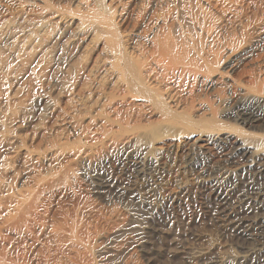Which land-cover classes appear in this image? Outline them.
<instances>
[{
  "label": "rangeland",
  "instance_id": "obj_1",
  "mask_svg": "<svg viewBox=\"0 0 264 264\" xmlns=\"http://www.w3.org/2000/svg\"><path fill=\"white\" fill-rule=\"evenodd\" d=\"M98 1L112 9L116 18L118 14L128 17L124 28L134 41L141 42L145 34L167 26L185 25V30L203 37L206 50L207 42L212 43L221 61L218 72L209 79L180 81L173 88L176 108L185 118L150 119L136 113L130 119L125 113L116 115L105 109L109 118L129 126L128 131L110 134L95 132L106 116L77 108L80 118L71 122L72 127L57 128L50 116L46 118L44 102L53 99L58 113L67 112L69 95H58V74L69 70L76 78L96 52L90 50L80 62L79 48L67 49L56 42L55 27L42 34L41 48L27 47L30 54L25 66L12 70L8 68L13 65L5 66L10 60L6 51L14 40L49 18L57 6L87 16ZM191 7L204 11L209 35L194 28L188 17ZM9 32H13L11 37ZM232 38L241 39L240 49L224 50V43ZM0 55V191H21L43 180L40 215L69 212L80 232L82 257L93 264H212L217 257L228 264L264 261L263 250L254 261L242 262L247 250L231 230L232 217L221 213L200 175L205 170L221 174L234 169L229 148L207 137L214 130L226 129L239 139H264L262 128H245L229 116L246 99L264 100V0H0ZM234 61L237 68L225 70ZM80 85L75 84L74 90ZM87 128L94 132L88 134ZM126 137H130L127 144ZM48 141H57L71 156L48 154L43 146ZM40 145L43 151L36 152ZM25 151L35 153L24 161L21 153ZM130 155L146 158L147 177H137L127 162ZM7 163L11 164L6 170ZM255 172L247 171L244 179L251 181ZM110 181L124 191L108 188L102 192L100 186ZM32 244L25 240V247L19 242L15 246L38 264L41 258ZM75 256L76 246L57 242V260Z\"/></svg>",
  "mask_w": 264,
  "mask_h": 264
},
{
  "label": "bare ground",
  "instance_id": "obj_2",
  "mask_svg": "<svg viewBox=\"0 0 264 264\" xmlns=\"http://www.w3.org/2000/svg\"><path fill=\"white\" fill-rule=\"evenodd\" d=\"M99 2L87 16L79 15L80 12L71 13L68 8L57 6V10L49 18L42 19L34 25V29L22 31L14 40L12 47L6 51L10 62L8 61V65L5 66L13 65L8 68L9 70L15 66L16 68L25 66L26 57L30 54L27 47L35 48L38 45V48H41L39 44L41 37L44 36L42 34L47 30L51 32L55 27L56 42L67 49L74 46L79 48L80 62H83V57L90 50L96 52L94 57L84 63L76 78L73 74H69V70L58 74L57 93L61 95L64 92L69 95L67 103L69 108L63 115L56 111L57 105L53 99L44 102L46 118L50 116L57 128L65 124L71 126V122H76L80 118L77 108L95 112L99 117L106 116L107 119L101 120V128L95 132L103 130L110 134L128 131L129 126L121 124L118 118H109V113L107 114L105 109L111 114L125 113L130 119L136 113L149 116L150 119L160 116L164 120L170 115L185 118L182 111L176 108L177 97L173 88L180 81L209 79L218 72L221 61L211 49L212 43L207 42L209 48L206 50L205 44L201 41L203 37L201 35L198 37L194 30H185L188 27L185 25L178 29L166 25L168 27L166 29L145 34L141 42L134 41L126 31L129 25L128 17L118 14L116 18V13H113L112 9L104 4L101 6ZM78 4H81V1ZM194 8L188 9V17L194 28H200L204 33L207 31L206 34L209 35L211 29L206 24L204 11ZM8 26L11 30L12 26ZM9 33L11 37L13 32ZM136 36L138 37L139 34ZM241 43V39L232 38L228 39L223 47L227 51H237ZM234 63L236 61L231 62L225 70H235L237 67ZM75 84H81L78 91L73 88ZM106 91L109 93L106 94ZM114 103L119 107L111 108ZM229 116L240 126L264 130V100L246 99L234 107ZM224 130H214L206 136L218 146L229 148L230 161L234 169L222 171L221 174L212 169V171L205 170L200 175L203 184L209 188L211 196L222 208L221 213H224L226 218L232 217L231 230L246 247L247 252L242 262L247 263L251 262L250 260L254 261V257L264 250V139L255 140L247 136L239 139ZM86 132L90 134L94 131L87 128ZM242 135L244 134L241 133ZM126 139L127 144L130 137ZM43 146L45 151H49L48 154L56 158L57 155L66 158L72 154L63 151L57 141L44 142ZM36 149V152L43 151L42 145ZM32 152L25 151L21 153V157L26 161L32 158L34 155ZM41 154L44 153L35 156L39 157ZM193 160L198 164L200 162L195 157H192ZM127 162L132 165L137 177H147L146 158L130 155L127 157ZM10 164H6V170L10 168ZM253 169L256 170V174H253L251 181H246L244 174ZM44 188L43 180H38L37 183L34 182L32 186L21 191L6 189L0 191V264H36L25 256L24 251L15 246V243L19 242L25 247V240L33 243V251L39 255L38 258H41L38 264H93L80 255L82 252L80 232L77 224L70 219L69 212L52 215L51 211H48L45 215H40V195ZM108 188L124 191L115 181L100 186V190L104 193ZM118 195L122 194L118 193ZM57 242L76 246L78 256L66 261L57 260ZM255 244L257 245L254 247ZM258 247H261V250ZM215 259L217 260L213 262L211 260L212 264H228L226 260L218 257ZM260 264H264V261Z\"/></svg>",
  "mask_w": 264,
  "mask_h": 264
}]
</instances>
